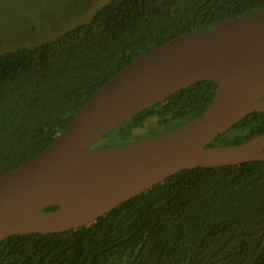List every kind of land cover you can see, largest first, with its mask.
Returning a JSON list of instances; mask_svg holds the SVG:
<instances>
[{"label":"trees","instance_id":"1","mask_svg":"<svg viewBox=\"0 0 264 264\" xmlns=\"http://www.w3.org/2000/svg\"><path fill=\"white\" fill-rule=\"evenodd\" d=\"M264 10V0H111L90 22L34 48L0 55V177L54 143L103 84L176 37ZM217 89L203 81L131 118L117 135L154 136L198 117ZM264 101V98H263ZM264 133L254 112L209 147ZM52 207L49 210H55ZM0 264H264V161L178 172L89 226L0 242Z\"/></svg>","mask_w":264,"mask_h":264},{"label":"water","instance_id":"2","mask_svg":"<svg viewBox=\"0 0 264 264\" xmlns=\"http://www.w3.org/2000/svg\"><path fill=\"white\" fill-rule=\"evenodd\" d=\"M203 81L217 89L192 121L90 149L131 118ZM263 98L264 10L149 50L90 96L52 145L0 177V242L89 226L186 169L264 161V133L238 145L208 146L248 115L264 113Z\"/></svg>","mask_w":264,"mask_h":264},{"label":"rangeland","instance_id":"3","mask_svg":"<svg viewBox=\"0 0 264 264\" xmlns=\"http://www.w3.org/2000/svg\"><path fill=\"white\" fill-rule=\"evenodd\" d=\"M111 0H0V55L34 48L56 40L67 31L91 21ZM126 138L119 134L112 143L154 136V128L137 129Z\"/></svg>","mask_w":264,"mask_h":264},{"label":"flooded vegetation","instance_id":"4","mask_svg":"<svg viewBox=\"0 0 264 264\" xmlns=\"http://www.w3.org/2000/svg\"><path fill=\"white\" fill-rule=\"evenodd\" d=\"M262 101H263V99H262ZM264 102V101H263ZM171 131V130H170ZM168 132V131H167ZM165 133V132H164ZM162 134V133H161ZM159 135V134H158ZM156 136V135H155ZM103 138V137H102ZM100 140V139H99ZM92 147V146H91ZM110 147H114V146H110ZM90 149H92V148H90ZM105 149V148H104ZM92 150H101V149H92Z\"/></svg>","mask_w":264,"mask_h":264}]
</instances>
